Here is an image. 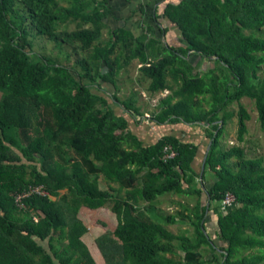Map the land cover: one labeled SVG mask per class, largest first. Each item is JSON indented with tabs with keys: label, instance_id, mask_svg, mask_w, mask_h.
<instances>
[{
	"label": "trees",
	"instance_id": "16d2710c",
	"mask_svg": "<svg viewBox=\"0 0 264 264\" xmlns=\"http://www.w3.org/2000/svg\"><path fill=\"white\" fill-rule=\"evenodd\" d=\"M111 1L0 0V264H264V160L240 145L250 120L242 98L254 101L264 133V0L167 2V24H141L139 37L108 27ZM172 26L184 46L169 44ZM34 37L53 42L62 61L35 54ZM204 60L213 66L203 70ZM135 61L150 93L171 90L148 118L137 90L118 94ZM235 115L240 144L224 147ZM145 119L202 126L209 146L201 155L173 136L144 145L131 124ZM37 187L47 194L17 200ZM169 194L196 203L154 218L149 208ZM227 194L235 200L224 207ZM97 211L116 215L113 228L90 223ZM179 222L190 233L168 230Z\"/></svg>",
	"mask_w": 264,
	"mask_h": 264
},
{
	"label": "crops",
	"instance_id": "0c3cea01",
	"mask_svg": "<svg viewBox=\"0 0 264 264\" xmlns=\"http://www.w3.org/2000/svg\"><path fill=\"white\" fill-rule=\"evenodd\" d=\"M179 0H112L110 3L111 6V14L107 21L108 27L112 29L113 31L117 29L122 28H128V30L132 31L137 37H139L143 33V28L141 27V24H163L164 22L167 24V22L164 20V6L167 2H173L176 3ZM144 5L145 13H140V8ZM163 28V27H162ZM172 32L168 33L167 40L169 44L179 48L181 46H184V40L182 39L181 32L176 29L175 27H171ZM164 29V28H163ZM107 37L109 30H106ZM157 35L161 37V42L163 45H168L165 35L161 34L157 29ZM189 60L192 64L197 65L199 64L198 61H200V58L197 56H190ZM193 60V61H192ZM206 63H208L207 60H204L203 69L207 67ZM137 65V67H140V64H138V61H135L132 64V67ZM131 67V68H132ZM205 70V69H204ZM131 70L129 74H131ZM126 74V75H129ZM124 75V76H126ZM124 76H121L123 78ZM120 78L119 85L122 84ZM107 90L110 92H113L112 88L109 86H106ZM167 94H171V90H166ZM139 100V99H138ZM140 103V100H139ZM145 112L143 115L145 116ZM150 114V113H149ZM143 116V117H144ZM142 117V118H143ZM144 121L140 124L132 123L131 124V130L137 134L139 137V140L144 145H150L152 142L158 141L163 136H173L181 139L184 142L187 143H194L201 149V155H203L204 150L207 149L209 146V139L206 137V129L202 126H192V125H186L183 123H176V124H164L160 126H155L151 123L145 124ZM232 124V134L230 136H226V133L223 136L222 139V145L224 146L225 141L228 140V143L232 146L235 145L233 143V140L231 137H235L237 133V117L236 115L228 122L227 126H231ZM226 132V131H225ZM229 147V146H225ZM201 159V157H200ZM203 165L201 162H196L195 168L198 171H201ZM209 180V178H207ZM205 181V188L210 187V180ZM164 198H168V202L166 204V207H163L164 202L162 200ZM192 200V202H185V200L177 195L169 194L163 198L158 199V201L155 202L153 207L149 208V212L151 215L155 218L157 215H169V214H175L178 211H181V205L179 202L188 203L190 207H194L196 200L194 198H189ZM144 203V202H143ZM147 204V203H144ZM205 225H206V233L211 238L212 242L217 246L219 244L220 240L216 236V231L218 229L217 226V217L213 212H208L205 217ZM180 226L181 229L178 233H176L175 227ZM217 226V228H216ZM188 223L186 222H179L176 225L168 226V230L172 231L175 234H180L181 231H185L187 233H190ZM184 232V233H185ZM183 234V233H182ZM216 252H219L216 250ZM211 253H208L206 258L211 257Z\"/></svg>",
	"mask_w": 264,
	"mask_h": 264
},
{
	"label": "rangeland",
	"instance_id": "374dc122",
	"mask_svg": "<svg viewBox=\"0 0 264 264\" xmlns=\"http://www.w3.org/2000/svg\"><path fill=\"white\" fill-rule=\"evenodd\" d=\"M107 32V31H106ZM105 37H107V33H105ZM33 51L35 54L39 55V56H46L48 58L54 59V60H60L62 61V57L60 55V53L58 52V50L56 49V45L44 38L41 37H34L33 38ZM193 61V60H192ZM204 63V61H203ZM204 65V64H203ZM202 65V67H203ZM207 67H212L213 63L209 62L206 63ZM138 67L137 65H135L134 67L131 68V74L124 76L123 78H121V82L122 84H118L119 85V95L121 97H128L132 91L135 89L137 90V101H138V105L141 106V112L142 114L146 113L145 117L148 118L149 117V113L152 112V110L154 109V107L158 104L159 100L164 97L167 94V91H161L158 93H150L148 88V83L141 81L138 82V78L140 77V73L138 71ZM205 69V68H204ZM203 69V70H204ZM201 70V69H200ZM120 81V80H119ZM118 81V83H120ZM109 87L112 88L113 91H116V89L112 86V85H108ZM2 94L0 93V98H1ZM140 103H139V100ZM242 103L246 106L249 114H250V120L247 122V126H248V134L246 135V141L242 144L238 143L236 136L235 137H231L233 140V143L236 145H242L245 149H246V153L247 156L250 158H262L264 160V133L260 130L259 127V121H258V114H257V110L255 108V104L254 101L251 100L248 97H244L242 98ZM231 109L233 110L234 113L237 112L238 106L237 104H232ZM145 124L149 123V121H144ZM226 136H230L232 134V124L231 126H226ZM225 146H231L228 143V140L225 141L224 147ZM185 202H192L191 199L189 198H194V197H182ZM168 198H164L162 200V202H164L163 207H166V204L168 202L167 200ZM158 216V217H157ZM155 218L158 219L160 217V215H157ZM102 218L104 220H107L108 222V226L109 228H113V223L114 221L116 222L117 218L116 215H112L110 212L107 215L106 212H98L95 214H90L89 220L90 223L92 222H96V218L99 219ZM113 219V220H112ZM101 225H104L103 221H100ZM191 231V228L188 227ZM217 228V226H216ZM94 236H101L103 234V230L102 227H94ZM181 227L180 226H176L175 230L176 233H178L180 231ZM185 231H181L180 234L184 233ZM187 233V232H185ZM92 236V235H91ZM86 240V239H85ZM88 241V240H86ZM88 243V242H86ZM90 246V245H89ZM91 251L94 253L97 251V246L95 244V242L93 243L92 246H90ZM208 254V253H207Z\"/></svg>",
	"mask_w": 264,
	"mask_h": 264
},
{
	"label": "built area",
	"instance_id": "2783aa9c",
	"mask_svg": "<svg viewBox=\"0 0 264 264\" xmlns=\"http://www.w3.org/2000/svg\"><path fill=\"white\" fill-rule=\"evenodd\" d=\"M164 159H172L176 156V152L175 151H172L171 150V147L167 146L165 149H164ZM33 193H38L40 195H46L47 193L45 191H43L41 189V187H37V188H30L29 190H27L26 192H24L23 195H20L17 197V200L20 201V198L21 197H24V196H28L30 194H33ZM235 198L231 195V194H227L222 202V204L224 205H230L234 202Z\"/></svg>",
	"mask_w": 264,
	"mask_h": 264
},
{
	"label": "water",
	"instance_id": "95a60500",
	"mask_svg": "<svg viewBox=\"0 0 264 264\" xmlns=\"http://www.w3.org/2000/svg\"><path fill=\"white\" fill-rule=\"evenodd\" d=\"M109 69L108 68H105V70L103 71V74H106L108 73Z\"/></svg>",
	"mask_w": 264,
	"mask_h": 264
}]
</instances>
